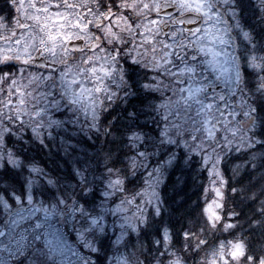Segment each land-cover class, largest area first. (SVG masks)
Returning <instances> with one entry per match:
<instances>
[{
	"label": "snow or ice",
	"instance_id": "1",
	"mask_svg": "<svg viewBox=\"0 0 264 264\" xmlns=\"http://www.w3.org/2000/svg\"><path fill=\"white\" fill-rule=\"evenodd\" d=\"M0 41V95L7 96L0 100V171L28 173L19 194L13 188L7 198L0 195L6 217L0 226V264H92L79 249L100 252L95 244L107 238V210L103 202L95 203L96 170L72 167L75 184L53 192L58 181L23 150L7 145L23 142L21 133L28 129L30 139L43 146L45 138L56 139L53 132L60 136L79 123L81 114L86 119L90 115V127L99 131L98 109H104L105 100L111 105L132 96L141 98L158 131L151 135L144 130L138 123L140 111L126 112L125 123L117 127L109 122L104 128L123 149L115 157L106 154L112 163L105 164L107 174L99 173L100 182L106 181L101 193L105 199L123 192L121 177L134 176L140 168L147 171L149 186L158 184L161 167L176 158L170 147L168 158H160L166 146L195 154L210 147L215 153L223 146L217 134L226 145L239 139L252 156L254 172L249 175L260 173L255 183L238 189L214 171L220 187L213 189L217 199L202 209L203 225L189 221L170 231L150 223L137 205L140 215L133 230L144 224L145 236L157 237L152 241L155 254L145 256L147 264H188L201 252L204 264H264V247L257 249L240 238L209 245L200 238L222 220L248 211L250 228L264 235V0H0ZM27 68L35 71L24 77ZM242 121L247 127H241ZM152 158H157L155 165ZM117 163L125 165L123 171ZM34 186L40 191L34 193ZM224 188L239 201L237 207L247 202L246 208L221 216ZM125 203L132 201L121 199ZM121 210L117 206L114 211ZM69 224L76 247L68 242ZM236 228L235 223L220 225L224 232ZM122 238L123 232L116 244ZM104 254L107 261L106 250ZM114 259L116 264H144L134 253Z\"/></svg>",
	"mask_w": 264,
	"mask_h": 264
},
{
	"label": "trees",
	"instance_id": "2",
	"mask_svg": "<svg viewBox=\"0 0 264 264\" xmlns=\"http://www.w3.org/2000/svg\"><path fill=\"white\" fill-rule=\"evenodd\" d=\"M253 3H258V0H252ZM14 15H19L14 13ZM239 54V53H238ZM237 54V55H238ZM121 65L127 68L124 61L121 60ZM241 63H243L241 61ZM19 66V64H18ZM16 71V69H12ZM243 71V70H242ZM127 79V77H126ZM120 97L123 98V92L120 93ZM140 111L142 114L139 116L138 123L144 126V130L151 135H155L158 131L156 124L153 121V117L148 115L149 109L141 103V98L132 96L128 97L126 101L122 102V99H116L111 105L108 101H105V107L100 110L98 124L99 131L96 129L89 132V134L78 133L73 137L68 136L67 144L70 147L62 143L63 139L57 140H44V145H40L38 140L30 139V133L24 134L23 142L8 143L7 147L13 151L18 149L23 150L25 154L31 158H34L39 167H41L49 177L57 180L58 183L55 189L51 191L67 188L69 184H75V181L71 179L72 167L89 166L90 170L95 169L97 173L96 190L97 195L95 197V203L100 205L106 202V199L101 195L105 191V184L100 182L99 173H106L105 164H111V160H106V154L112 153L113 156L120 155L123 151L122 145L119 140L114 142L113 136H107L104 134V128L109 126V122H112L113 126H119L126 121V112ZM259 138V137H257ZM171 148V151L176 154V158L172 160V163L167 166H163L164 174L162 177L161 186V203L159 207V214L151 213L148 216V221L152 224H162L168 227L171 231L173 228L179 229L181 225H186L189 221H199L203 225V220L200 219L202 209L206 206V189L209 186L210 178L207 170L203 166V161L197 155H189L186 150H183L180 146H167L161 152L163 159L168 158L167 150ZM248 149L239 152H230L225 155L222 161V172L225 180H228L230 184H234L238 189H245L249 186V183H255L260 173L255 175H249L254 172L249 166V161L252 160L251 155H247ZM256 156L259 157L260 153L257 152ZM157 158H152V165L156 164ZM259 159H257V164ZM116 167L123 171L125 165L123 163H117ZM140 173L134 176L129 174L127 177H121L124 179V190L127 194L135 193L140 189L142 180H139ZM28 176L27 171H23L20 175L16 176L13 173L4 174L0 171V195L7 198L8 192L13 188L19 194L21 191V185L24 183ZM91 178V177H90ZM8 191H5V189ZM38 186L35 187V192H39ZM224 200L222 203L225 207L220 210V215L224 216L225 213L235 209L240 212L242 208H246V203L240 204L237 207L238 200H234L233 194L228 192L227 188H224ZM49 195V193H45ZM243 199V196L239 198ZM251 217V212L248 211L246 215L242 214L239 218H233L230 220H222L219 222L215 231H208L201 235V239H207L209 245L213 242H219V240H233L240 238L245 243L255 246L257 249L264 247V235H261L258 231H253L247 220ZM6 217L2 210H0V225L3 226ZM224 222L235 223L236 229L224 232L220 230V225ZM145 228V225L134 235L131 234L124 244L123 253L125 257L134 253L139 257L144 264L146 255H154L156 245L152 244V241L157 239L155 236H145L141 231ZM151 231V230H149ZM163 229H161L162 234ZM234 233V235H233ZM116 233L111 232L109 229L106 231V237L97 241V247L102 248L100 252L93 253L95 259L92 264H110L112 257L117 251ZM110 238V239H109ZM175 239V237L173 238ZM111 245V247H109ZM151 249V252L149 251ZM105 250L107 251V261L105 260ZM210 250V249H208ZM143 253V255H141ZM205 254L201 252L199 256L191 258L188 264H204Z\"/></svg>",
	"mask_w": 264,
	"mask_h": 264
},
{
	"label": "rangeland",
	"instance_id": "3",
	"mask_svg": "<svg viewBox=\"0 0 264 264\" xmlns=\"http://www.w3.org/2000/svg\"><path fill=\"white\" fill-rule=\"evenodd\" d=\"M26 2H27V0H26ZM52 2L53 3H59V2H61V0H52ZM68 2L79 4L81 2V0H68ZM28 11H29V13L32 12L31 9H29ZM50 11L55 12V11H57V9L52 8V9H50ZM60 11H67V10L64 9L63 7H61ZM77 11L86 12V9L77 8ZM88 18L91 19L92 17L89 16ZM21 20L23 21L22 16H21ZM27 22L30 24L32 23L31 21H27ZM237 43L239 44V41H237ZM2 45H3V42L0 41V46H2ZM229 51H231V49H229ZM234 54L237 55L238 52L234 53ZM34 71H35V69H33V68H27L26 71L24 72V77H27L29 72H34ZM23 83L26 84L27 80L25 79L23 81ZM105 83H110V82L106 81ZM89 86H91V85H89ZM5 87H7V86H5ZM29 90L31 91V89H29ZM112 90L113 91L116 90L114 86H112ZM35 94L36 93L33 92V95H35ZM4 99H7V96L6 95H0V100H4ZM17 99H18V97L14 94L12 97L13 105L16 104ZM100 99H104V97L100 96ZM28 100L31 101V97H28ZM98 112L100 113V109H98ZM90 123H91V116L89 115L88 118L86 119L84 117V115L81 114L80 118H79V123L72 125V126H69L66 132H61L60 136H57V134L55 132H53V136L56 137V139H52V140H57L60 138L63 140H67L68 136L73 137L75 134H78V133L89 134V132L95 130V128L90 127ZM241 127H247V124H245L242 121ZM27 133L31 134L30 130L25 129L22 131L21 134L24 135ZM45 139H47V138H45ZM217 139L220 140L221 145H223V146L216 147L215 153L212 152V149L210 147H207L206 152H203L200 154L187 152V154H189V155L199 156V158L203 161L204 168L207 170L208 176L210 178L209 186L206 189L207 204L211 203L214 199H217L213 189L216 187H220V185L217 181V177L212 173L214 171H218L223 176L222 161H223V158L225 157V155L230 153V152H239V151L246 149L243 145H240L239 139L234 140L231 145L224 144V142L221 139L220 134H217ZM237 145H240V147L237 148ZM180 147H182V146H180ZM183 150H185V149L183 148ZM217 156H219L218 162L216 159ZM205 161H207V162H205ZM150 163L152 164V161H150ZM213 165H215V169L213 168ZM148 171H151V167H149ZM139 172H141L140 175L142 174L139 178V180H142V185H141L140 189H138L135 193H132V194H127L125 192V190L123 192H117L114 195L109 196L106 199V202L104 203V206H103L104 209L107 210L104 212V217H105L104 223L106 225V228L109 229L111 232L116 233V235H115L116 240L118 237H121V233L123 232V238L121 240V243L120 244L115 243V246L117 247V251L114 254V256L112 257L110 264H116L115 259H114L115 257H125V255L123 253L124 252L123 248H124V244L126 242V239L131 234L136 235L139 232V230L144 226V224H140L138 229L133 230V226L135 225L136 219L140 215V213H138L136 210V206L139 205L140 209L143 212V215L145 217H147V219H148L149 214L156 213V209L160 207L161 186L163 184L162 183V177L164 174L163 167H161V170L159 173V183L156 184L155 182H153L151 186H149V183L146 182L147 176H148L147 171L140 168V169H137L136 174ZM33 178H35V177H33ZM223 178H224V176H223ZM213 181H217V182L213 183ZM35 187L36 186H34L33 191H35ZM105 190H106V187H105ZM222 191L224 192V189H222ZM153 193H155V196L153 195ZM121 199L131 200L132 203L131 204L125 203V204L121 205ZM149 201H150V203H149ZM117 206H120L122 210L119 212L114 211L117 208ZM220 210L221 209L218 210L219 213H220ZM122 225H123V227H122ZM67 231L70 233L68 242L70 244H72L74 247H76L77 245L75 242V233L72 232L71 224H69ZM95 246L97 247V242H96ZM79 251L81 252V255L84 256L85 259H90L92 261V263L94 262L95 259L93 258L92 254L95 252H89V250L85 249V248H80Z\"/></svg>",
	"mask_w": 264,
	"mask_h": 264
},
{
	"label": "flooded vegetation",
	"instance_id": "4",
	"mask_svg": "<svg viewBox=\"0 0 264 264\" xmlns=\"http://www.w3.org/2000/svg\"><path fill=\"white\" fill-rule=\"evenodd\" d=\"M114 11H115V9H114Z\"/></svg>",
	"mask_w": 264,
	"mask_h": 264
}]
</instances>
